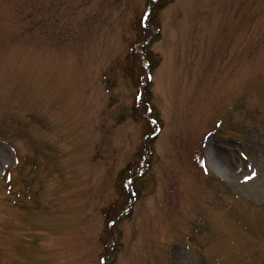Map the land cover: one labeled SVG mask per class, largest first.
I'll return each instance as SVG.
<instances>
[{
	"label": "rangeland",
	"instance_id": "1",
	"mask_svg": "<svg viewBox=\"0 0 264 264\" xmlns=\"http://www.w3.org/2000/svg\"><path fill=\"white\" fill-rule=\"evenodd\" d=\"M0 264H264V0H0Z\"/></svg>",
	"mask_w": 264,
	"mask_h": 264
},
{
	"label": "snow or ice",
	"instance_id": "2",
	"mask_svg": "<svg viewBox=\"0 0 264 264\" xmlns=\"http://www.w3.org/2000/svg\"><path fill=\"white\" fill-rule=\"evenodd\" d=\"M254 176H255V173H252L251 176L245 178V182H247L248 179H251V178H253Z\"/></svg>",
	"mask_w": 264,
	"mask_h": 264
}]
</instances>
